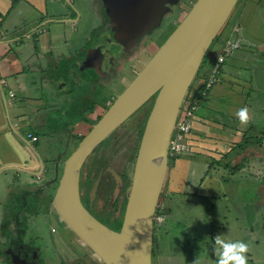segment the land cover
Returning a JSON list of instances; mask_svg holds the SVG:
<instances>
[{"label":"crops","instance_id":"1","mask_svg":"<svg viewBox=\"0 0 264 264\" xmlns=\"http://www.w3.org/2000/svg\"><path fill=\"white\" fill-rule=\"evenodd\" d=\"M101 11L97 0H0V233L7 227L10 233L5 234L14 240L19 234V243L29 238L17 231L16 222L26 228L35 206L44 205L55 219L53 199L63 162L94 123L93 111L83 110L82 102L74 99L78 94L87 98L95 88L83 81L75 89L63 81H69L67 61L104 26ZM233 14L194 88L205 85L225 40H239L241 48L227 57L220 80L204 99L186 105L192 128L185 142L191 150L170 158L160 198L164 220L155 225L153 264H194L198 257L200 264H215V255L205 254V245L217 231L226 241L250 245L248 264H264L262 250L254 252L256 244L264 243V196L248 203L241 195L258 189L248 179L253 171L242 162H251L253 152L263 160L264 175V78L254 74H264V0H239ZM74 105L85 112L83 118L72 117ZM198 107L202 113H196ZM244 107L249 110L247 126L236 115ZM63 112L62 121L70 122L76 133L58 158L59 143L53 149L47 146L54 143L52 129L59 123L53 115ZM257 114L259 132L251 124ZM245 147L246 152L249 147L255 150L247 155ZM250 205L258 206L256 215ZM34 237L44 239L41 231Z\"/></svg>","mask_w":264,"mask_h":264},{"label":"water","instance_id":"2","mask_svg":"<svg viewBox=\"0 0 264 264\" xmlns=\"http://www.w3.org/2000/svg\"><path fill=\"white\" fill-rule=\"evenodd\" d=\"M167 1L101 0L109 30L70 57L66 63L69 81L63 82L69 87L75 84V89L83 81L88 86L92 81L99 82L98 77L111 70L116 57L129 52L131 45L137 46L161 25L169 12ZM238 2L196 0L185 18L63 162L53 199L54 217L102 264H153L154 219L170 167V142L189 94L204 99L201 92L204 85L193 88V84ZM151 99L154 102L135 159L122 228L116 232L84 205L82 170L95 150ZM63 113H54L53 117L60 121L66 115ZM16 228L25 234L17 222ZM7 229L3 227L5 231L0 233V244L8 243L0 251V264H17L9 259L8 252L18 245L20 235L14 240ZM4 235L6 239L1 241Z\"/></svg>","mask_w":264,"mask_h":264},{"label":"rangeland","instance_id":"3","mask_svg":"<svg viewBox=\"0 0 264 264\" xmlns=\"http://www.w3.org/2000/svg\"><path fill=\"white\" fill-rule=\"evenodd\" d=\"M195 2H196V0H191V3L185 1V2L179 3L178 5H174V6H176L175 12L172 14L166 13L163 17L161 25L159 27H157L151 34L146 35L143 38V40L141 41L142 46L145 44V42L147 43L146 46L144 47V50L142 51L143 53L141 52L142 58H143V63L137 64L136 59L141 58L140 55L137 53L136 56L133 57L134 59L131 62L125 63L127 68L128 67L133 68L135 66V64H137V70L138 71L141 70L144 67V65L146 64V62L151 58V56L156 53V51L159 49V47L166 41V39L175 30L178 23H180L185 18V16L191 10V8ZM93 6L97 7L95 5H93ZM238 7H239V5H238ZM233 15L234 14H232L228 23L225 25V27L221 31V33L231 23V21L233 20V17H234ZM243 17H244V15H243ZM216 42H217V39L213 42L212 47L210 49V52H208V54L204 60V63H206L208 61V59H209L208 56H210L211 51H213L215 49ZM125 65H124V67H125ZM254 74H257L258 80H259V78L260 79L264 78L263 72H257ZM134 76H135V74L133 76H131V79L128 81L127 84L120 85L116 91L111 89V87H109V85H105V84H109L111 81H109V83L108 82L94 83V81H92V83L89 84V87H93V88H95V90L92 91L91 94H89L87 98L84 99V98H82V96H80L78 94V97L76 99H74V98H72V99H74V103L77 101L76 104H78V102L81 101L82 104L84 105L83 110L85 109L86 111H88V110L93 111V114H95L94 115L95 116L94 117V123L92 124V127H93V125L107 111V109H108V106H106L107 100H113L116 97H118V95L120 93H122L124 91V89L126 88V86L132 81ZM98 78L100 79V77H98ZM197 81H198V78L195 80V83L193 84V88H194ZM106 86H108V87H106ZM190 99H191V93L189 94V97L187 98V100L185 102V107H186V105L187 106L190 105L189 104V102L191 101ZM197 101H200V100H197ZM202 104L203 103H201L200 106ZM152 105H153V103L150 100L130 118L129 122L127 121L128 123H125V125L122 129H121V127H122L121 126L114 133H112L95 150V152L88 158V160L86 161V163L83 167V171L85 173L87 171H89V169L91 168V166L93 165L94 160H95L94 155L96 154V152H100L99 153L100 156H102L104 154L107 161L109 162V165H110L109 169H111L115 173H119V172L125 173L129 178H131L133 175V170H134L135 155L137 156L138 148L140 145L139 141L142 138V134H143V131H144V128L146 125V121H147V119L150 115L151 109H152ZM199 107L196 110V113H202L203 112V109H201L202 107L201 108H199ZM83 110L81 108H78V106L74 105L71 109L72 117L79 120V118L83 116L82 114L85 113ZM258 118H260V114H257L256 118H254L256 120L251 119V120H254L253 122H251V124L253 126L257 127L256 128L257 132L260 131V129H259L260 126H258V121H259ZM224 119H227V118L225 117ZM69 124H70V122L67 124L65 121L60 120L59 123L57 125L53 126V129H52L55 136L53 137L54 139H52L51 141H53L54 143L53 144L51 143V145H48L47 148L49 149V146H50L53 149L56 146L55 143H59L56 146V150H55V154L58 155L57 156L58 158L63 154V152H66V149L68 148V144L69 143L72 144L75 141V139L73 140L72 135L76 133V130L72 127H69L70 126ZM55 137L57 138V141H56ZM132 138H133L134 142H131ZM115 141H116V143H115V145H113V143ZM252 148L255 150L254 147H252ZM73 149H74V146L71 147L70 154L75 150V149L74 150ZM247 149L248 148H246V147L243 148V150H245V152ZM250 149H251V147H249V150L246 152L247 155L254 151V150H250ZM254 154L255 153L253 152V154L251 155V156H254V158L252 159L251 162H246L245 159H244V161H242L245 164V169H247L248 171H250V170L253 171L252 178L248 174V179L251 181V183L254 182L255 184H257L258 185L257 188L259 189L258 190L254 187L255 190L253 189L252 191H250V193H247L248 191L247 192L245 191L244 194H241L242 197L245 198L248 203L253 200L252 199L253 197L255 200H257V199H260L264 196V175H260L263 160H261L260 157L255 154L257 156L256 157ZM61 171H63V165H62ZM89 172H88V175H89ZM130 186H131V183H130ZM118 187L119 186H117L116 190L114 191L113 200L119 194V188ZM93 189H95V190L93 191L94 194L91 193L92 200H91V204H90L89 203V194H87V192L84 191V188H83L84 192H82V201H83L84 205H86L87 208L91 207V209H92L91 211H92L93 215L98 220L103 222L109 228L115 230L116 232H119L122 228L126 205H124V203H123L122 205H120V207H115L113 205H110L111 203H109L105 208V206H104L105 198L103 196L98 197V192H102V191H100L99 189L97 190V187L93 188ZM238 189H240V187ZM107 193L108 192H105L106 195H108ZM96 203H97V205H96ZM260 206H261L262 211H264V205H260ZM250 207L253 208L252 210L254 212V215H256V211H258V209H259L258 206L257 205H250ZM44 208H45L44 205H37V206H35L34 209H32L33 211L31 212V214H33V215H30V218H31L30 221L26 222L27 223L26 228L28 229V234H31L30 232L32 230L36 229L35 231H38V232L41 231V234L43 233L44 236H45V234H47V235L49 234L50 237H51V235H54L56 239H59L58 236H61L60 234H61L63 225L60 224L57 219H54L53 217H51L52 215L50 214V211L47 207L45 209ZM49 208L51 209V206H49ZM209 222H210V220L207 217L206 223H209ZM155 225H156V227L158 226L157 224H155ZM217 230H218V228H217ZM68 231H67V233H68ZM218 232L219 231H217V234H220V232L219 233ZM42 238H43V236H42ZM234 239H235V237H234ZM235 240H233L232 238H229V241L234 242ZM49 245H50L49 250H48L49 252L46 251L45 254L56 255L57 249H54L52 239H51V242L49 243ZM214 247H215L214 238L210 240L208 237L207 243L205 245V254L207 256H212L214 254V252H213ZM257 250H262L261 253L264 254V243L259 242L258 244H256L255 249H254L255 254L257 253Z\"/></svg>","mask_w":264,"mask_h":264},{"label":"flooded vegetation","instance_id":"4","mask_svg":"<svg viewBox=\"0 0 264 264\" xmlns=\"http://www.w3.org/2000/svg\"><path fill=\"white\" fill-rule=\"evenodd\" d=\"M185 1L191 3V0H176V2L178 4L181 2H185ZM177 3H175V2L171 3L170 0L167 1V8L169 7L168 13L172 14L175 12L176 6H174V5H178ZM97 4H98V9H100L101 5H102L101 0H97ZM102 16L105 20L104 26L102 27L101 31L96 32L94 34V36L92 37V41L97 39V38H100L101 35H104L109 30V28L107 27L109 19H108L107 15L105 14L104 9L102 11ZM110 35L112 36L111 33H110ZM146 44L147 43L145 42V44L143 46L141 43L138 44L137 46L131 45L130 51L127 53H121L119 55V57H116L115 61H114L115 63L112 66L111 70H109V72L104 77L100 78L98 80L99 82L94 81V83H101V82L102 83H104V82L109 83V81H111L109 84H105V85H109V87H111V89H113L115 91L117 90V88L120 85L127 84L128 81L131 79V76H133L134 74L135 75L137 74V72H138L137 64L143 63V58H142L141 52L144 50V47L146 46ZM137 53L140 55L141 58L136 59L137 64H135V66L133 68L132 67L127 68L125 63L131 62L134 59L133 57L136 56ZM124 65H125V67H124ZM106 87H108V86H106ZM115 99L107 100L106 105L109 107ZM128 122H126V123H128ZM124 125L125 124H123L122 127L120 126L121 129L124 127ZM140 141H141V139H140ZM140 141H139V144H140ZM131 142H134L133 138H132ZM115 143H116V141L113 143V145H115ZM81 196H82V194H81ZM87 209L92 213L91 207H89ZM63 228H62V231L60 234L61 236H58L59 239H56V238L52 239L53 240V247H54V249H57V254L56 255H47V254H45V252L46 251L49 252L48 251L49 247H50L49 243L51 242V237L49 236V234L48 235L45 234V236H44L45 238L42 239V241H39L38 239H36V237H34V233L36 232L35 231L36 229L32 230L30 232L31 234H28V229L25 228V226H24L25 233H26V235H28L29 239H28V241L25 240V242H22V243L18 242V245L17 244L14 245L11 248L12 250H10L8 252L9 254L11 253V255H10L11 257H9V259L11 258L12 261L14 259L17 264H102L99 260H97L91 254L90 251L85 249L80 244L78 239L72 233H70V231H68L65 228L63 229ZM67 231H68V233H67ZM51 236H54V235H51ZM18 246H20L22 248V251L18 250Z\"/></svg>","mask_w":264,"mask_h":264},{"label":"trees","instance_id":"5","mask_svg":"<svg viewBox=\"0 0 264 264\" xmlns=\"http://www.w3.org/2000/svg\"><path fill=\"white\" fill-rule=\"evenodd\" d=\"M220 35L221 33L216 38L217 40L220 37ZM190 100H198L197 98L193 96L192 92H191ZM151 101L153 103L154 99H151ZM99 153L100 152H96V154L94 155L95 160H94L93 165L89 169L90 172L87 171L85 173L82 170L81 194L82 192L86 191L87 194H89V203L91 204V200H92L91 193L94 194L93 191L95 189L93 188L97 187V190L99 189L100 191H102V192H98V197L103 196L105 198V204H104L105 208L109 203H111L110 205H113L115 207H120V205H122L123 203L124 205H126L129 191H130V183H131L132 177L129 178L125 173H121V172L115 173L114 171L109 169L110 165L106 157L104 156V154L100 156ZM135 159H136V155H135ZM88 172H89V175H88ZM117 186H119L118 187L119 194L113 200V194ZM82 187L84 188V191ZM105 192H108L107 193L108 195H106Z\"/></svg>","mask_w":264,"mask_h":264},{"label":"built area","instance_id":"6","mask_svg":"<svg viewBox=\"0 0 264 264\" xmlns=\"http://www.w3.org/2000/svg\"><path fill=\"white\" fill-rule=\"evenodd\" d=\"M241 48L239 40L227 39L224 42L222 52L217 57L214 66L210 72L208 80L205 82L202 94L205 95L212 86H214L220 80L221 68L227 57L234 51ZM191 111L188 107L185 108V104L182 109V113L178 119L174 134L170 142L169 156L175 157L177 155L187 154L191 148L187 142H185V136L190 133L192 128V121L190 118ZM32 135H29L31 137ZM155 224H159L164 220L163 207L159 202L156 214Z\"/></svg>","mask_w":264,"mask_h":264},{"label":"clouds","instance_id":"7","mask_svg":"<svg viewBox=\"0 0 264 264\" xmlns=\"http://www.w3.org/2000/svg\"><path fill=\"white\" fill-rule=\"evenodd\" d=\"M236 115L242 125L247 126L250 123L247 107L240 109ZM214 245L215 264H248L247 254L250 250L248 243L243 241H226L223 238V234H217L214 237ZM194 264H200L199 257Z\"/></svg>","mask_w":264,"mask_h":264}]
</instances>
